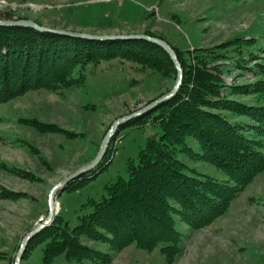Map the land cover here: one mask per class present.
<instances>
[{"label": "rangeland", "instance_id": "obj_1", "mask_svg": "<svg viewBox=\"0 0 264 264\" xmlns=\"http://www.w3.org/2000/svg\"><path fill=\"white\" fill-rule=\"evenodd\" d=\"M0 18H30L43 25L94 33L149 31L182 51L215 45L238 34L254 36L258 58L255 54L246 64L253 66L264 60V0H0ZM84 74V85L62 93L39 87L0 103V183L28 193L17 199L0 198V264H14L23 235L47 214L51 187L95 155L112 121L155 99L175 81L117 58L102 60L96 67L88 64ZM256 77L251 67L234 66L224 74L228 83ZM156 112L122 123L109 141L108 161H103L93 176L74 178L70 187L54 196L58 209L53 216L58 214L59 222L73 226L82 202L88 197L99 198L105 192L104 185L118 175L127 176L128 158L136 156L149 134L160 132L153 118ZM19 116L56 122L76 135L40 131L18 120ZM187 142L199 149L194 136H187ZM179 156L200 171L224 176L210 162L184 153ZM2 161L26 167L39 179L10 172ZM178 225L184 233L181 250L170 262L158 247L148 250L129 244L105 264H264V171L257 173L231 199L228 209L208 224L196 229L181 221ZM47 239L34 237L21 264H39ZM86 240L95 248L109 250L106 242ZM50 264L92 261L69 260L60 254Z\"/></svg>", "mask_w": 264, "mask_h": 264}, {"label": "trees", "instance_id": "obj_2", "mask_svg": "<svg viewBox=\"0 0 264 264\" xmlns=\"http://www.w3.org/2000/svg\"><path fill=\"white\" fill-rule=\"evenodd\" d=\"M255 40L254 36L238 34L215 45L183 51L168 42L183 68L178 90L171 98L124 122L157 109L153 118L160 132L149 134L136 156L128 158L127 176L118 175L104 185L105 192L99 198L88 197L82 202L73 226L59 222L60 216L55 215L29 240L25 251L38 236L48 238L39 264H50L60 254L69 260L87 258L92 264H105L129 244L148 250L158 247L170 262L181 250L184 233L179 221L196 229L226 211L231 199L264 171V60L253 66L246 64L256 54ZM113 58L135 62L172 82L176 77L171 57L152 41L96 40L31 26L0 25V103L39 87L62 93L84 85L88 64L96 67L102 60ZM234 66L251 67L257 77L228 83L224 74ZM18 120L40 131L76 135L56 122L25 116ZM187 136L197 139L198 150L187 142ZM29 147L38 151L32 143ZM110 152L109 143L101 160L79 177L93 176L101 163L108 161ZM179 153L216 165L224 176L188 165ZM1 164L20 176L39 179L26 167L4 161ZM70 185L69 182L64 188ZM27 195L26 191L0 183V198ZM86 239L106 242L109 250L95 248Z\"/></svg>", "mask_w": 264, "mask_h": 264}, {"label": "water", "instance_id": "obj_3", "mask_svg": "<svg viewBox=\"0 0 264 264\" xmlns=\"http://www.w3.org/2000/svg\"><path fill=\"white\" fill-rule=\"evenodd\" d=\"M0 25H24V26H31L38 30L50 31L66 36L71 37H80V38H87V39H96V40H104V39H145L148 41H152L158 45H160L171 57L172 61L176 67V77L172 87L167 90L166 92L162 93L155 99L149 101L148 103L144 104L143 106L135 109L129 113L123 114L121 116L116 117L109 128L104 133L99 147L95 153V155L85 164L81 165L79 168L62 178L60 181L55 183L50 191H49V198H48V211L46 216L39 222H37L29 231H27L19 244V247L14 256V264H21L22 255L28 245L29 240L38 233L44 226L49 224L53 219V198L56 196L65 185H67L71 180L74 178L79 177L85 171L94 167L103 157L106 148L110 139L116 134L119 125L124 123L125 121L129 120L130 118L136 117L140 114H143L145 111L154 108L160 102L165 101L171 98L179 88L180 82L183 77V68L177 58L176 52L174 48L162 37L157 35L147 34L145 32H131V33H94L90 31H82L70 28H60L54 27L49 25H43L38 23L37 21L30 19V18H19V19H3L0 18Z\"/></svg>", "mask_w": 264, "mask_h": 264}, {"label": "bare ground", "instance_id": "obj_4", "mask_svg": "<svg viewBox=\"0 0 264 264\" xmlns=\"http://www.w3.org/2000/svg\"><path fill=\"white\" fill-rule=\"evenodd\" d=\"M55 209H56V211L58 209V203L57 202L56 203H53V210H54V212H55Z\"/></svg>", "mask_w": 264, "mask_h": 264}]
</instances>
